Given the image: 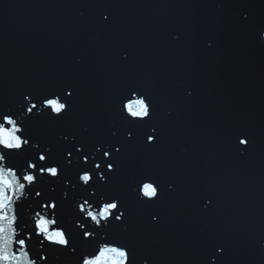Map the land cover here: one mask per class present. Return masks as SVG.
Segmentation results:
<instances>
[{"label": "water", "instance_id": "95a60500", "mask_svg": "<svg viewBox=\"0 0 264 264\" xmlns=\"http://www.w3.org/2000/svg\"><path fill=\"white\" fill-rule=\"evenodd\" d=\"M101 12L110 15L107 24ZM245 12L249 20L241 23ZM261 30L264 0H0V110H15L22 93L58 92L71 83L76 93L69 118L45 117L29 127L60 159V132H122L118 100L131 87L143 89L157 109L160 141L145 147L140 131L120 158L119 175L106 191L123 197L129 223L127 231L116 225L109 233L130 246L136 264H210L215 244L227 246L224 264H264ZM238 131L252 139L244 155ZM68 173L77 175L76 166ZM144 173L164 188L150 207L131 192ZM205 197L213 200L207 211ZM36 207L25 205L26 222ZM152 214L159 223L151 222ZM75 218L69 199L62 219L79 245ZM48 255L49 264H77L66 252Z\"/></svg>", "mask_w": 264, "mask_h": 264}, {"label": "snow or ice", "instance_id": "6c2138e0", "mask_svg": "<svg viewBox=\"0 0 264 264\" xmlns=\"http://www.w3.org/2000/svg\"><path fill=\"white\" fill-rule=\"evenodd\" d=\"M100 19L107 24L110 15L101 12ZM248 20L249 13L240 14L241 23ZM262 33L264 30L259 38L264 42ZM212 46V41L206 42V47ZM121 59L127 60L128 54L122 53ZM75 93L71 83L58 92L22 93V102L15 110H0V264H49V251L77 256V264H136L130 246L109 233L116 225L127 231L130 214L123 197L108 195L106 189L119 175V160L135 145L138 132H143L145 147L159 143L156 106L143 89L129 88L117 103L122 132L113 130L109 136L95 137L62 131L56 139L63 145V155L57 159L52 145L36 140L29 127L45 117L56 122L67 120L74 111ZM83 132L88 133V127ZM236 143L244 155L251 147V136L238 131ZM73 166L77 175L69 178L68 170ZM167 190L173 192L175 186L169 184ZM81 191L86 195H77ZM131 192L145 207L164 197L160 179L147 173L134 179ZM69 199L75 203L74 230L80 234L79 245L62 219L64 202ZM25 205L30 210L37 206L30 223L23 215ZM212 205V198L205 197L203 209L207 211ZM150 220L155 224L160 218L152 214ZM211 247L210 264H224L227 246Z\"/></svg>", "mask_w": 264, "mask_h": 264}, {"label": "clouds", "instance_id": "9594fccd", "mask_svg": "<svg viewBox=\"0 0 264 264\" xmlns=\"http://www.w3.org/2000/svg\"><path fill=\"white\" fill-rule=\"evenodd\" d=\"M261 37L264 38V33L261 34ZM262 247H264V245H262Z\"/></svg>", "mask_w": 264, "mask_h": 264}]
</instances>
